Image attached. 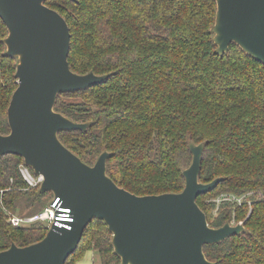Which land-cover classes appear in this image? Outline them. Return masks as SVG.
Masks as SVG:
<instances>
[{
    "label": "trees",
    "instance_id": "obj_1",
    "mask_svg": "<svg viewBox=\"0 0 264 264\" xmlns=\"http://www.w3.org/2000/svg\"><path fill=\"white\" fill-rule=\"evenodd\" d=\"M70 31L69 66L108 73L100 83L60 92L54 109L86 129L62 130L61 141L92 164L108 150L107 174L136 194L180 191L191 162L189 142H203L199 180L222 179L196 201L212 226L232 218L245 229L203 245L216 264H264V63L231 42L216 52V0H45ZM7 27L0 17V133L9 132L7 106L17 86V57L4 53ZM23 158L0 157V250L42 238L47 226L12 224L10 213L32 215L51 191L30 187ZM222 191L245 193L240 206L204 201ZM103 219L92 218L64 264L89 249L98 264H121ZM86 246L83 247V244ZM82 249V250H81ZM78 250L81 254L76 256Z\"/></svg>",
    "mask_w": 264,
    "mask_h": 264
},
{
    "label": "water",
    "instance_id": "obj_2",
    "mask_svg": "<svg viewBox=\"0 0 264 264\" xmlns=\"http://www.w3.org/2000/svg\"><path fill=\"white\" fill-rule=\"evenodd\" d=\"M0 17L7 27L4 53L18 59L17 86L6 110L9 132L0 133V157L20 155L43 175L38 190L51 191L50 203L58 199L70 214L61 224L53 221L39 240L1 249L0 264H64L94 217L111 231L121 264H216L205 256L203 245L245 227L229 221L210 225L196 201L222 179L199 180L204 143L189 142L192 158L182 170L180 191L136 194L119 186L106 171L108 150L89 164L58 136L62 130L86 129L89 122L54 109L58 93L86 89L109 74L70 68L69 26L45 0H0ZM212 31L218 54L234 42L264 63V0H216Z\"/></svg>",
    "mask_w": 264,
    "mask_h": 264
},
{
    "label": "built area",
    "instance_id": "obj_3",
    "mask_svg": "<svg viewBox=\"0 0 264 264\" xmlns=\"http://www.w3.org/2000/svg\"><path fill=\"white\" fill-rule=\"evenodd\" d=\"M19 171L27 182L28 186L35 187L40 185L43 180V175L41 173H35L31 170L30 166L24 162L19 164ZM246 199L245 193H236L232 191H222L210 198V201L214 204L213 215L218 213V211L226 204H233L240 206ZM70 217L69 208L62 206L58 203V199L53 202H49L42 210L28 216L17 215L16 213L9 214V221L12 224L19 225L23 223H28L33 220H41L46 223L47 229L51 226V223L61 224L60 220ZM230 223H242V220H237L235 218V212L232 213V218L229 220Z\"/></svg>",
    "mask_w": 264,
    "mask_h": 264
},
{
    "label": "rangeland",
    "instance_id": "obj_4",
    "mask_svg": "<svg viewBox=\"0 0 264 264\" xmlns=\"http://www.w3.org/2000/svg\"><path fill=\"white\" fill-rule=\"evenodd\" d=\"M47 4V3H46ZM51 7V6H50ZM53 8V7H52ZM31 168V167H30ZM31 170L33 171V169L31 168ZM34 172V171H33ZM51 194L48 195V203L50 202V200L52 199L53 197V193L50 192ZM218 194V193H217ZM216 195V194H215ZM211 198V197H210ZM210 198L209 199H206L205 198V202L208 201V202H211L210 201ZM212 203V202H211ZM25 210L23 212H20V210L18 211H15V213L17 215H22V216H27L25 215ZM86 246V243L83 244V247ZM82 250V249H81ZM81 250H78L77 253H76V256H79L81 254ZM76 264H98L99 262V257H98V254L95 250L93 249H89V250H86L81 257H79L76 261Z\"/></svg>",
    "mask_w": 264,
    "mask_h": 264
}]
</instances>
